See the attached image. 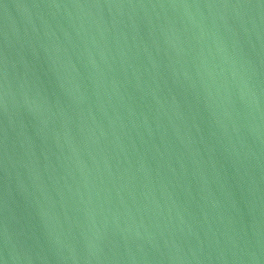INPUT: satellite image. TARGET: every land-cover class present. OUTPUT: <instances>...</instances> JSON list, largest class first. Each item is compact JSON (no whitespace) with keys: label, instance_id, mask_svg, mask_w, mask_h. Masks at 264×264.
Here are the masks:
<instances>
[{"label":"water","instance_id":"obj_1","mask_svg":"<svg viewBox=\"0 0 264 264\" xmlns=\"http://www.w3.org/2000/svg\"><path fill=\"white\" fill-rule=\"evenodd\" d=\"M0 264H264V0H0Z\"/></svg>","mask_w":264,"mask_h":264}]
</instances>
